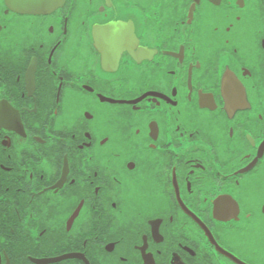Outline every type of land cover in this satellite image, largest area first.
Instances as JSON below:
<instances>
[{
	"label": "flooded vegetation",
	"instance_id": "obj_1",
	"mask_svg": "<svg viewBox=\"0 0 264 264\" xmlns=\"http://www.w3.org/2000/svg\"><path fill=\"white\" fill-rule=\"evenodd\" d=\"M190 2L183 0L175 9L176 18L189 15V21L193 17L192 26L202 25L206 9L197 5V11L193 12ZM212 2L218 4L220 0ZM56 3L55 8H44L37 0H0L4 33L29 32L34 47L33 51L26 45L18 59L7 53L0 56V107L4 109L0 116V264H264L261 236L264 217L260 213L259 193H252L247 202L241 201L245 209H254L251 220L241 215L237 222L233 217L238 211L235 202L230 214L219 210L221 200L231 199L223 195L226 190H231L233 196L247 195L253 185L264 183V120L255 115L264 112V63L258 55L259 47L257 54L237 57L230 64L233 73L226 70L240 91V103L234 109L223 99V59H228L229 53L223 54L214 75L211 71L205 73L188 63L196 59L190 55V46L185 49V64L181 65L180 40L162 44L160 39L149 38L141 19L134 15L136 9L131 0L128 3L125 0H56ZM237 4L245 7L248 18L255 23V42L259 45L264 36L261 30L264 29V0H237ZM65 16L78 22L70 25L67 36L60 29ZM50 22L55 23L54 33ZM133 37L139 40V46L147 47L141 49L142 55L133 56L123 47ZM36 38L45 39L44 48L34 44ZM57 42L60 47L54 53L51 49ZM153 45L160 46L156 55ZM68 53H74L78 61V71L72 79L80 87L78 90L65 88L61 92L62 101L70 91L87 93L91 103L86 106L93 108L97 121L107 119L119 109L132 107H140L141 112L150 110L156 116L157 124L152 121L149 126L153 138L160 129L157 146L142 150L134 161V169L122 164L119 174L123 184H137L138 177L156 165L153 157L164 148L161 141H169L172 136V113L165 108L161 119L160 109L146 108V101L152 105L158 100L161 108L170 105L173 109H182L187 117L185 127H200L202 133L207 130L230 137L228 124H236L238 139L230 142L224 162L215 161L219 174L213 171L208 159H197L204 157V153L188 152L183 161L171 157L155 193L166 197L168 206L166 209L150 207L144 212L150 218L146 229L138 230L136 225L143 217L137 215L139 209L131 189L117 194L120 186L113 184L112 177L97 162L99 130L91 132L89 147V133L83 129H77L73 139L70 125L63 129V134L57 128V122L64 115V105H61V117L54 116L55 96L60 89L56 86L58 76L52 75V69L62 73L70 67L68 60L62 62ZM172 69L175 75L169 74ZM189 69L193 74L191 101L185 96V76ZM105 79H110L111 84H105ZM91 89L102 95L104 111L97 110ZM142 93L146 95L145 100L139 99ZM132 100L138 104L133 105ZM85 115L91 118L90 113ZM201 140V135L193 137L189 132L178 148L174 142L169 147L182 151ZM80 141H83L82 147ZM49 151L51 159L44 155L37 164L35 157ZM144 152L150 155L144 156ZM88 156L92 158L85 163ZM188 157L192 158L191 162ZM134 162L128 161L130 168ZM193 172L202 173L204 179L196 181ZM86 174L92 176L95 184L88 186L87 193H80L76 189L85 183ZM224 174L229 179L221 181ZM236 180L240 182L239 188L234 183ZM177 186L178 195L174 191ZM41 192L43 197L39 195ZM33 195L36 196L33 205L45 197L63 198L66 208L43 236L38 234L36 225L29 223L27 231L33 234L30 241L15 206L19 205L21 213H26L30 207L27 202ZM205 195L207 203L203 200ZM23 219L29 221V216L25 214ZM97 232L99 239L95 238Z\"/></svg>",
	"mask_w": 264,
	"mask_h": 264
},
{
	"label": "snow or ice",
	"instance_id": "obj_2",
	"mask_svg": "<svg viewBox=\"0 0 264 264\" xmlns=\"http://www.w3.org/2000/svg\"><path fill=\"white\" fill-rule=\"evenodd\" d=\"M37 2L44 8H55L57 6L56 0H37ZM125 2L128 3V0H125ZM131 3L135 5L136 11L134 15H136L138 19H141V26L147 29L149 38L160 39L162 44H166L172 39L180 40L178 53L182 54V59L179 55L178 59L181 65L185 64V49L190 46V55L196 56V59L194 61L189 60L188 63L192 64V66L197 69H202L205 73L211 71L214 75L217 64L221 62L223 54L229 53L228 59H223L225 67L222 73L223 99L226 104L230 103L235 109L236 105L240 103V91L232 75H226V70H231L230 64L235 62L237 57L257 54V47L260 49L258 55L262 63H264V36H261L260 44L257 45L255 42L256 25L248 18L245 7L238 6L237 0H220L218 4L213 3L212 0H203V4L202 0H198V2L197 0H191L189 7L193 8L194 6L193 12L197 11V5H202V7L206 9V19L203 24L192 26L193 17L189 21V15L179 19L175 16V9L183 3V0H131ZM75 23L78 22L70 21L66 16L62 18L60 29L65 36L69 33L70 25H74ZM79 23H83V18L80 19ZM50 26L53 28L51 32L54 33L55 23L50 22ZM4 27L5 25L0 23V56L7 53L18 59L19 53L25 50L26 45L34 51L33 44L30 43V41H33V36L29 32L9 35L4 33ZM198 28L199 31H197ZM261 30L264 31V29ZM193 34H196V38H194ZM58 40L59 37H57V41ZM34 44L40 48H44L45 39L36 38ZM58 47H60L59 42L56 43V47L52 48L51 51L55 53ZM123 47H127L133 56L142 55L141 49H147V47L139 46V40L135 37H133L130 42L123 43ZM152 47L156 50L154 54L156 55L160 50V46L153 45ZM197 53L200 55H197ZM105 59L109 62L107 56ZM64 60H68L71 66L62 73H57L56 68L52 69V75L58 76L56 86L60 89V92H57L55 96V104L57 107L53 115L61 117V105H64V115L61 120L57 122V128L60 129L63 134V129L70 125V134L73 139H76V130L83 129L85 132L89 133L87 137L89 147H91V132L99 130V147L96 150L97 162L101 165L103 171L112 177L113 184L120 186L116 189L117 194L121 191H128L131 189V195L139 209L137 215L143 217L136 225L138 230L146 229L147 221L150 218L144 216V212L150 207L166 209L168 206L167 198L163 195L157 196L155 193L158 189L163 171L167 167L168 160L171 159V157H176L178 161H183L187 157L188 152L204 153V157L197 159H208L212 164L213 171L219 174V167L215 161L220 160L224 162L226 160L225 153L229 149L230 142L233 138L238 139L236 131L237 125L228 124V128L231 130L230 137L217 135L215 132L207 130L202 133L200 127H185L187 117L182 109H173L170 105L161 108L158 100L152 105H149L146 101V108L150 109L151 107H155L160 109L159 115L161 119L164 118L165 108L167 112L172 113V120L174 121L172 136L169 141H161V143L164 144V148L156 157H153V159L157 161L156 165L147 170L142 177H138L139 182L137 184L134 186L123 184L119 174L122 164H126L129 169H134L136 166L134 161L141 154V151L148 148L154 149L157 146V140L160 139V129L158 127V134L156 138H153L150 134L152 129L149 126L152 121H155L157 124L156 116L153 115L150 110L141 112L140 107H132L119 109L115 113H110L107 119L97 121L93 115V108L86 106L91 103V98L87 93L81 94L79 91H70L66 95V100L62 101L61 92H63L65 88L78 90L80 87L77 85L76 81L72 79L78 71L76 66L78 61L75 54L68 53L62 58V62ZM50 62L51 58L49 57V63ZM231 73H233L232 70ZM169 74L175 75V70H170ZM248 75H251V73L249 72ZM65 76L68 77L67 81L65 80ZM97 79H99V77H97ZM185 80L187 82L185 96L187 100L191 101L193 96V74L191 69L188 70ZM104 83L111 84V80L105 79ZM85 85H87V82H85ZM173 87L175 86L173 85ZM90 91L96 99L97 110L104 111L103 100L101 99L102 95L98 96L95 89H91ZM139 99L145 100L146 95L144 93L140 94ZM244 99L250 105L248 108L251 109V103L246 94H244ZM131 103L137 105L138 101L132 100ZM199 103L201 104V95L199 97ZM3 113L4 109L0 107V116H3ZM86 113H90L91 118L86 116ZM255 115H257L259 119L264 120V112L256 113ZM145 119L147 122L143 123L142 121ZM90 121H95V123H90ZM189 132L193 137L201 135L202 140L187 145L182 151L169 147V145L174 142L178 148L181 139L188 135ZM249 137L251 136L249 135ZM60 142L63 143V140L61 139ZM79 143L82 147L83 141ZM253 143L255 142L253 141ZM44 155H48L51 159L50 151L48 153H41L35 157L37 164L43 160ZM143 155L147 156L150 154L144 152ZM91 158V156L85 157V163ZM188 159L189 162H191L192 158L188 157ZM128 161H133L134 167L130 168ZM174 171L173 169V173ZM205 171H207L206 168ZM97 174L99 175V172H97ZM192 175L195 176L196 181H202L204 179L202 173L193 172ZM228 179L229 177L227 174L220 177L221 181ZM234 183L237 185V188L240 187L239 180L234 181ZM94 184L95 181L92 176L86 174L85 183L80 185L76 191L87 193L88 186ZM189 185V190H191V182H189ZM45 191H47V189H45ZM95 191L98 194L99 188L97 187ZM174 191L178 195L179 187L177 186ZM205 191L207 192V189ZM252 193H259L261 197L260 213L261 216L264 217V183L253 185L247 195L241 193L239 196H233L231 190H226L223 195L231 199L221 200L219 202V210L222 214L228 215L234 210L233 202H235L238 211L233 217H235L237 222L240 221L241 215L251 220L254 209L251 207L245 209L241 201L247 202L248 196ZM39 195L43 197V192L39 193ZM218 195L219 197L222 196L219 193ZM35 200V195L28 200L27 203L30 207L26 210V213H21L19 205L15 206L16 214L20 218L21 223L25 224L26 234L30 241L32 240L33 234L27 231L29 223L36 225L38 227V234L43 236L47 232L49 226L56 222L66 208L63 198L52 199L50 197H45L33 205V201ZM81 200H83V195H81ZM203 200L207 203V195L203 197ZM0 203H2V201H0ZM92 207L95 208V204H93ZM25 214L29 216V221H24L23 216ZM169 215H171V213H169ZM173 219H175V217H173ZM261 236L264 238V222H262L261 225ZM95 238L99 239L98 232ZM37 243H39V241H37ZM85 243H87V241H85Z\"/></svg>",
	"mask_w": 264,
	"mask_h": 264
}]
</instances>
